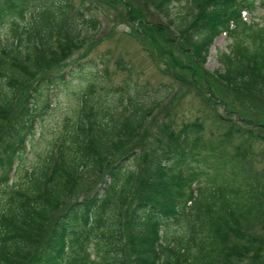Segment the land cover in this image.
<instances>
[{
	"label": "trees",
	"instance_id": "16d2710c",
	"mask_svg": "<svg viewBox=\"0 0 264 264\" xmlns=\"http://www.w3.org/2000/svg\"><path fill=\"white\" fill-rule=\"evenodd\" d=\"M145 1L167 16L172 3L188 2L190 12L178 30L194 50L189 57L194 77L205 81L211 104H233L227 92L264 100V24L246 19L264 0ZM68 2L0 0V25L40 8L27 28L13 23V40L0 52V186L26 152L52 97L70 87L66 61L91 36L89 31L81 42L73 39ZM129 7L128 17L149 39L170 42L166 27L140 21L141 11ZM87 23L97 29L96 20ZM224 33L232 44L219 58L223 71L208 73L201 65ZM158 49L173 71L182 69L181 60ZM155 101L138 104L124 121L114 111L106 121L99 109L90 129L73 131L74 149L61 150L50 175L47 161L37 176L7 193L0 209V264H264V247L248 231L264 214V171L254 172L251 161H244L251 140L264 142V121H241L242 129L232 113L219 115L223 137L212 142L202 139L200 122L178 130L164 123L158 125L157 146L139 150L143 111L153 110ZM243 107L236 115L251 118ZM234 136L242 142L232 145ZM231 145L236 152L228 151ZM128 158L135 169L124 165ZM97 168L99 187L84 196ZM173 222L185 228L182 237L172 238Z\"/></svg>",
	"mask_w": 264,
	"mask_h": 264
},
{
	"label": "rangeland",
	"instance_id": "374dc122",
	"mask_svg": "<svg viewBox=\"0 0 264 264\" xmlns=\"http://www.w3.org/2000/svg\"><path fill=\"white\" fill-rule=\"evenodd\" d=\"M62 1L64 0H55L57 3ZM120 1L122 2L69 0L68 31L76 36L73 39L78 42H81L82 35L89 31L91 36L89 35L90 38L81 43L66 61L70 87L65 91H59L52 100L48 112L37 122L26 152L17 159L15 169L11 170L8 182L0 186V209L1 203L4 201L6 205L8 201L7 193L21 188L29 182V178L37 176L47 161H49L48 173L51 174L53 163L60 156L61 150L73 148L71 146L73 131L79 126L90 129L99 109L105 113L106 121H109L110 113L113 111L116 117L118 115L119 121H124L125 117L139 105L152 106L156 100L157 105L153 110L143 111L146 117L144 126L139 128L136 136V140L140 143L139 150L143 149L144 144L146 145L144 150L157 146L156 139L160 131L158 125L164 123L173 124L178 130L184 123L200 122L205 129L201 134L202 139L212 142L219 140L221 133L224 132L219 115L232 113L233 121L241 124L236 113L246 108H241L242 106L264 109L262 98L250 97L244 93L241 95L224 93L234 104L229 106L226 104V108L220 100L215 105L209 102L207 85L204 80L194 77L195 65L189 60L194 50L190 43L180 36L178 30V27L185 23V17L190 12L187 1L172 3L168 16L160 9L161 7L158 8L145 0ZM159 1L157 4H160ZM128 5L129 8L141 11L140 21L166 27L170 42L161 36L157 40L149 39L145 35L144 27L128 17ZM39 10L40 8L35 6L32 10L33 14L31 12L24 19L11 18L0 25V52L13 40L11 34L13 23L27 28ZM91 19L98 22L97 29L89 27L87 21ZM246 19L248 22L264 24V7L259 5L255 12L247 13ZM172 43H175L174 48L171 47ZM231 44L232 38L228 34L215 38L206 55L205 64L201 65L202 69L208 73L220 69L223 71L219 58L223 52L229 51ZM159 46L182 61L181 70H172L158 52ZM175 75L180 76V80H176ZM215 81L220 86H224L223 80L215 78ZM248 108L251 118L244 116L243 119L264 121V112L262 114L260 111L252 112ZM237 126L245 129L243 124ZM253 131L258 133L257 130L253 129ZM241 142L242 139L234 136L232 145ZM250 142L244 161H251L254 172L264 171V142L254 143L253 140ZM232 145L228 146V151L231 153L236 152ZM124 165L131 170L135 169L133 158H128ZM98 170L97 168L92 174L93 178L85 184V186L89 184L88 187L91 185V191L84 193V196L99 187ZM232 171L237 172L236 169ZM244 172V170L240 171L241 177ZM17 191L15 190L16 193ZM197 194L195 192V196ZM168 231L172 238L177 239L183 236L185 228L173 222L168 227ZM248 231H251V236L257 238L256 245L262 244L264 247V214ZM234 240L235 238L229 239L228 244H232ZM218 262L216 264H221L220 261ZM241 264H249V260H244Z\"/></svg>",
	"mask_w": 264,
	"mask_h": 264
}]
</instances>
